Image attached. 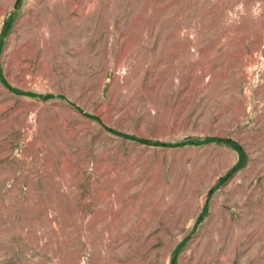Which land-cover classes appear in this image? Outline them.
I'll return each mask as SVG.
<instances>
[{
	"label": "rangeland",
	"instance_id": "1",
	"mask_svg": "<svg viewBox=\"0 0 264 264\" xmlns=\"http://www.w3.org/2000/svg\"><path fill=\"white\" fill-rule=\"evenodd\" d=\"M0 264H264V0H0Z\"/></svg>",
	"mask_w": 264,
	"mask_h": 264
},
{
	"label": "trees",
	"instance_id": "2",
	"mask_svg": "<svg viewBox=\"0 0 264 264\" xmlns=\"http://www.w3.org/2000/svg\"><path fill=\"white\" fill-rule=\"evenodd\" d=\"M134 139H136L135 137H134ZM217 140H220V139H217ZM221 140H223V139H221ZM145 141V140H144ZM225 141H227V142H229V143H231V144H233V146L240 152V154L242 153V149H241V147L236 143V142H234L233 140H231V139H225ZM146 142V141H145ZM193 142H195V141H191V143H193ZM154 144H162V145H167V143H159V142H156V143H154Z\"/></svg>",
	"mask_w": 264,
	"mask_h": 264
}]
</instances>
